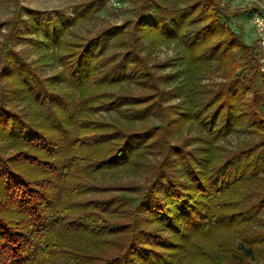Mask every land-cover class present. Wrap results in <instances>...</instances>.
<instances>
[{
	"label": "trees",
	"instance_id": "trees-1",
	"mask_svg": "<svg viewBox=\"0 0 264 264\" xmlns=\"http://www.w3.org/2000/svg\"><path fill=\"white\" fill-rule=\"evenodd\" d=\"M7 1L0 264H264V70L232 22L256 6L130 0L77 34L107 0ZM123 170L142 180L107 183Z\"/></svg>",
	"mask_w": 264,
	"mask_h": 264
},
{
	"label": "rangeland",
	"instance_id": "rangeland-1",
	"mask_svg": "<svg viewBox=\"0 0 264 264\" xmlns=\"http://www.w3.org/2000/svg\"><path fill=\"white\" fill-rule=\"evenodd\" d=\"M21 4L32 7L38 10H57L62 9L70 11V6L75 3H79L85 0H19ZM13 2L7 0H0V22L10 18L13 10ZM130 0H107L103 4L102 8L92 16L89 21L80 22L76 28L77 34H91L109 23H119L124 18L130 16ZM224 6L228 11H236L239 8L255 7L256 10L264 12V0H224ZM233 27L238 31L237 25H240V31L243 34V38L247 43L256 41L260 47L259 63L261 70H264V33L258 34L255 26L252 22V17H246V15L239 14L232 16ZM4 29V28H3ZM1 39V38H0ZM16 49L23 51L25 56L29 59L37 58L40 53L29 43H22L16 46ZM173 45H162L158 48L153 55L160 59L173 55ZM49 69L47 68V71ZM243 138V135H232L229 138V144L234 145ZM142 174L140 172L121 171L116 176L110 174L106 176L107 183H123V182H137L142 180Z\"/></svg>",
	"mask_w": 264,
	"mask_h": 264
},
{
	"label": "built area",
	"instance_id": "built-area-1",
	"mask_svg": "<svg viewBox=\"0 0 264 264\" xmlns=\"http://www.w3.org/2000/svg\"><path fill=\"white\" fill-rule=\"evenodd\" d=\"M251 17H252V22L255 26L257 33L263 34L264 33V12L260 10H255L253 11Z\"/></svg>",
	"mask_w": 264,
	"mask_h": 264
}]
</instances>
